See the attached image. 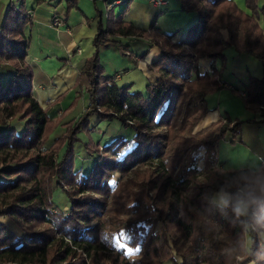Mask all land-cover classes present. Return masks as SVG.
Returning <instances> with one entry per match:
<instances>
[{"label":"trees","instance_id":"1","mask_svg":"<svg viewBox=\"0 0 264 264\" xmlns=\"http://www.w3.org/2000/svg\"><path fill=\"white\" fill-rule=\"evenodd\" d=\"M57 1L65 3L66 23L79 9V0ZM257 1L246 0L252 10L248 15L234 0H179L182 11L196 21L182 33V43L170 42L177 33L164 34L161 54L150 65L167 88L149 82L132 91V86L118 84L117 75H104L99 55H94L76 84L85 79L90 111L79 124H66L65 145L61 138L51 144L62 120L54 119L52 110L32 95L26 28L33 17L24 7H9L0 31V264H87V256L91 264H264V249L255 244L264 234L263 167L229 170L217 152L226 135L234 139L240 134L242 123L226 119L195 133L215 112L207 98L221 80L212 63L226 48L260 63L262 77L250 78L244 93L247 108L259 113L264 124V31L256 18ZM131 2L123 1L125 9L112 16L109 28L99 30L94 38L98 49L138 34L124 20ZM260 11L264 14V6ZM207 57L209 74L197 65ZM112 119L134 130L133 138L86 143L82 148L95 163L78 169L79 134H91L93 120ZM15 120L23 131L6 127ZM179 122L183 124L176 129ZM202 165L222 167L217 168L219 179L195 184ZM134 170L142 176H132ZM57 191L66 197L61 208L54 201ZM227 192V204L209 202ZM242 201L247 205L244 216L236 208ZM4 217L16 222L19 235ZM238 256H243L241 262Z\"/></svg>","mask_w":264,"mask_h":264},{"label":"rangeland","instance_id":"2","mask_svg":"<svg viewBox=\"0 0 264 264\" xmlns=\"http://www.w3.org/2000/svg\"><path fill=\"white\" fill-rule=\"evenodd\" d=\"M139 2L141 1L144 3V5L148 4L150 0H138ZM168 2V6L162 7L161 9L163 10L162 13H159L156 17V21L153 22V24L145 30H139L138 34H136L133 37L130 38H125L121 40L120 44H117L119 48V57L117 58L116 55L114 54L113 57H111L110 54H103V58L101 59L102 61V68H103V74L104 75H111L115 76L117 74L121 75L123 79H120L119 82L122 83L120 85H123V83L129 82L131 80L133 83L129 84L132 89V91H138V90H143L142 88H145L146 85H143L144 81V75L140 71H137L132 69L131 75L129 80L126 79V76L128 75L129 68H134V63L131 62L127 56L133 55L132 53L126 52L125 56V50L127 51V47L131 43H146L147 45L151 46L152 48H158L160 50L162 47V40L164 34H175L177 33L180 35L183 31H186L187 25L189 24L188 21V16L184 15H178L182 13L181 9V4L179 0H164ZM236 4L243 10L245 11L248 15V11H246L243 7V2L242 0H235ZM87 3L89 4L88 1L85 0L83 2V5L86 7ZM44 5V4H43ZM41 5V6H43ZM24 7V6H20ZM25 8V7H24ZM157 9H159L157 7ZM261 10V9H260ZM167 11V12H166ZM259 9L257 10V12ZM96 12V11H95ZM172 12L171 16L168 13V16L165 15L164 13ZM184 12V11H183ZM102 17L109 19L110 15L108 13H104L102 10H97V13L94 15L95 18H99L100 15ZM173 14V16H172ZM190 14V13H189ZM192 14V13H191ZM71 13L68 16V20L70 18ZM193 15V14H192ZM260 16V13L259 15ZM101 17V19H102ZM191 17V16H190ZM264 17V14H263ZM112 18V17H111ZM110 18V20H111ZM94 19V17L92 18ZM261 17H257V21H261ZM129 23V22H128ZM170 23V24H167ZM159 26V29L156 28ZM260 25V24H259ZM110 23H108L106 26L104 25V29L109 28ZM171 26V27H168ZM260 27L263 29V26L260 25ZM63 29V28H62ZM264 31V30H263ZM55 35V34H51ZM168 38V37H166ZM184 37L182 35L180 36H175L174 38L170 39V42L172 43H182ZM184 47L186 45L182 44ZM41 46V40H40V33L38 29L34 31L33 36L31 37L30 35V48L29 50L31 54H35V51L37 47ZM138 45L133 46V48H137ZM129 50V48H128ZM201 51V48L199 49ZM39 52V51H38ZM37 52V53H38ZM211 57H207L204 61L201 60L197 63V65L200 67V70L202 73L209 74L211 72ZM56 61H43L38 67L37 70H35V78L33 79L32 82V95H33V84L36 86L39 83V75H43L49 80L55 79V75H57L59 66L62 67L64 64V61H61V65H57ZM27 63V61H26ZM101 63V62H100ZM103 63H106L108 67H103ZM28 64V63H27ZM67 65V63H65ZM214 67L213 70H215L218 73L219 80H221L222 88L219 86L220 83L218 84V90H215L211 92L208 95L207 102L208 105L211 109H215V111L222 117L221 120H217L215 122L209 123V114L207 117L201 121L198 126L195 129V133H199L205 129L210 128L212 125L215 123H221L224 124L226 119L231 120V122H241V132L238 136H236L233 139L232 134H228L223 138L218 145V158L219 162L221 165L226 169L229 170H241L244 168H249L254 171L255 168H258L260 166L263 167L264 170V124L261 123L262 118L259 113L254 112L253 110H250L246 106L245 98L242 96V93L245 92V85L249 82L250 78L256 77V78H261L262 77V68L260 63L252 58L245 57L242 55H239L235 50L231 48H226L224 51L223 57L215 60L212 63ZM29 65V64H28ZM30 67V65H29ZM150 67V66H149ZM31 68V67H30ZM150 72L149 75L151 76V81L152 83H157V84H162L166 88L169 87V84L165 81L162 80V77L153 69L149 68ZM135 71V72H134ZM0 72H3L0 70ZM52 77V79L50 78ZM118 82V80H117ZM119 84V83H118ZM138 84H142L141 86H137ZM224 84V85H223ZM87 83L85 82V79L80 82L77 87L75 88V94L76 91L77 93L81 94L77 95L76 98L72 99L69 104L71 105V111L73 115H70V112L67 111H59L57 114H53L54 119L62 120L60 123H62L59 128L55 130V133L53 134L51 138V144L53 139L55 138H61V143L62 145H65L67 143V138L63 136V134L67 130L66 124L68 123H80L82 120V116L84 113L86 114L89 112V99L87 98V94L85 92V87ZM189 88L192 87V84H189ZM79 96V98H78ZM74 97V96H73ZM72 97V98H73ZM62 99V98H61ZM60 99V100H61ZM197 104H201V100L197 101ZM44 108H49V107H44ZM164 108H162L161 112L164 111ZM84 109V110H83ZM83 110V113H82ZM160 112V113H161ZM82 113V114H81ZM159 113V114H160ZM78 115V116H76ZM183 122H179L178 124L175 125L176 129H179L182 126ZM6 127H12V128H17L19 132L23 131L24 129L21 126V122L18 120H15L11 124L7 125ZM91 134H87L85 132H81L79 134L80 142L77 144V148L81 149L86 143L93 142V143H101V144H107L111 142V138L115 136H125L129 135L130 138H133L134 136V130L125 128L120 124L119 121H116L115 119L112 120H107L104 122H99L96 123L94 120L91 124ZM105 135V136H102ZM50 144V145H51ZM49 145V144H48ZM49 145V146H50ZM102 146V145H101ZM134 146V145H133ZM175 144H173L170 147V150H174ZM103 153V148L101 147L100 149V155L102 156ZM102 160V158H101ZM94 161V160H93ZM89 158L87 155V152L85 151L84 148L81 150V154L77 156L76 158V167L79 169L82 165L87 169V167L92 166V163L95 162H89ZM221 170L222 167L219 166H214L213 168H207L205 165H202L200 170L203 171L201 172L200 176L194 183L196 184L198 181L201 180H206L209 183H213L214 179H219V174H218V169ZM259 168V169H260ZM217 169V170H216ZM142 176L141 172L138 170L132 171V176ZM243 177V174H240ZM262 175L264 176V171H262ZM120 176V173L116 174V177L118 178ZM126 189H128V186L125 182L121 183ZM260 187H264V182H259ZM188 195H192L191 191L187 192ZM230 193H218L214 196H212L209 199V202H216L220 204H227V201L230 197ZM65 195H63L60 191L55 192L54 194V201L58 208H61L64 206L65 201ZM202 200H198L197 203L200 204ZM241 207H245V212L243 215L244 216L247 212V205L245 202H239L236 205L237 210ZM57 209V208H55ZM111 208H108L110 210ZM55 211V210H54ZM66 214L70 213V208L69 207H64L63 210ZM244 219V218H243ZM2 221L6 223L12 231L16 234H20L21 230L17 226L16 222L13 221L10 218H2ZM124 220L121 219L120 222H123ZM242 227L246 228L247 225L245 221L242 222ZM157 228H162L161 225H158ZM258 234V233H257ZM249 239V237L247 238ZM260 241V243H259ZM259 241L256 240L255 244L258 246L260 245L264 249V234L260 236ZM248 246L250 245V240H248ZM102 257H105L104 255ZM101 257V258H102ZM87 259V264H91L89 257H86ZM243 260V256H238L237 257V262H241ZM170 264V263H167Z\"/></svg>","mask_w":264,"mask_h":264},{"label":"crops","instance_id":"3","mask_svg":"<svg viewBox=\"0 0 264 264\" xmlns=\"http://www.w3.org/2000/svg\"><path fill=\"white\" fill-rule=\"evenodd\" d=\"M86 1H88L89 4L87 3L85 7L83 5L85 0H79V9L73 10L71 12L69 20L67 19V22L63 23L62 27L56 28L53 25L54 18L57 15H59L62 19L64 18L65 3L59 4L57 0H0V31L6 21L5 19L8 9L13 4L16 7L24 6L29 14L33 17V23L32 25H28L26 28V33L29 36L31 35V37L33 36L36 29H38L40 33L41 46L37 47L35 54H31V50H29L28 57L26 59L27 63L31 67L33 79L35 78L34 71L37 70V67L43 61L57 60V65H61V61H64L63 66H59L57 75H55V79L49 80L40 74L39 83L36 86L33 84L34 98L41 104V106L49 107L53 114H57L59 111L68 110L70 115H73L69 102L79 95V93H77L78 91H76L75 94V88L79 74L85 63L92 59L94 55L98 53L101 64V59L103 58V55L101 54L102 52L104 55L107 53L113 57L114 54H117L116 57H119V48L117 45H109L107 47L98 49L94 45V38L99 30L104 27V25L106 26L108 23H110V18L112 16L115 18L118 17L125 9L126 5L123 4V1L125 0ZM242 2L244 9L251 15L252 10L246 6V0H242ZM256 5L260 11V9H262L264 6V0H258ZM97 10H102L106 14L108 13L110 18L107 19L102 17L103 14H101L99 18H95L94 15L97 13ZM162 12V9H157L150 2L144 5V3L141 1L139 2L138 0H132L130 6L127 8L124 20L133 24L139 30H145L148 29L154 21H156V16ZM166 12L164 13L165 15L168 16V13H170L169 15L171 16L172 12ZM256 14V18H262L261 21H259V24L263 26L264 30L263 14L261 13L260 16H258L257 12ZM178 15L189 17V24L187 25V28L192 26L196 21L195 15L185 13L183 11L181 14L178 13L177 16ZM93 17L94 19H92ZM156 28L159 29V26H156ZM182 33L180 35H182ZM135 45H138L137 48H133ZM127 52L133 54L131 56H127V58L134 63V68L133 66L132 68H129L128 66L129 72L126 76V79L129 80L131 71L134 69L136 72L140 71L143 73V85H147L149 82H152L151 76L149 75V66L153 61L158 59L161 54V50L157 47L152 48L146 43L140 42L131 43L129 47H127ZM145 53L146 56L143 58ZM65 63H67V65ZM103 67L108 66L106 63H103ZM50 78L52 79V77ZM120 79H123V77L117 74L118 83L122 84L119 82ZM130 82L133 83L131 80H129V82L123 83V85L129 86V84H131ZM141 85L142 84H138L137 86ZM87 98L89 99L88 95ZM221 118L222 117L216 111L211 112L209 114L208 122L212 123L217 120H221ZM259 168L260 166L255 168L254 171L259 170Z\"/></svg>","mask_w":264,"mask_h":264},{"label":"built area","instance_id":"4","mask_svg":"<svg viewBox=\"0 0 264 264\" xmlns=\"http://www.w3.org/2000/svg\"><path fill=\"white\" fill-rule=\"evenodd\" d=\"M150 3L154 6V7H158L159 9H161L162 7H166V6H168V2H166V1H164V0H150ZM258 13V15H259V13L261 14V11H258L257 12ZM53 25L56 27V28H60V27H62L63 26V20H62V18L59 16V15H57L55 18H54V22H53ZM157 26V25H156ZM224 85V84H223ZM221 88H222V84L220 83V85H219ZM242 96L245 98V96H246V94L245 93H242ZM224 122H226V121H224ZM263 162H264V160H263Z\"/></svg>","mask_w":264,"mask_h":264},{"label":"clouds","instance_id":"5","mask_svg":"<svg viewBox=\"0 0 264 264\" xmlns=\"http://www.w3.org/2000/svg\"><path fill=\"white\" fill-rule=\"evenodd\" d=\"M254 202H257V201H254ZM245 212V207H241L238 211V214L240 215H243ZM261 223H264V219L261 220Z\"/></svg>","mask_w":264,"mask_h":264},{"label":"snow or ice","instance_id":"6","mask_svg":"<svg viewBox=\"0 0 264 264\" xmlns=\"http://www.w3.org/2000/svg\"><path fill=\"white\" fill-rule=\"evenodd\" d=\"M129 238H131V236H129ZM137 252H139V249H137Z\"/></svg>","mask_w":264,"mask_h":264}]
</instances>
